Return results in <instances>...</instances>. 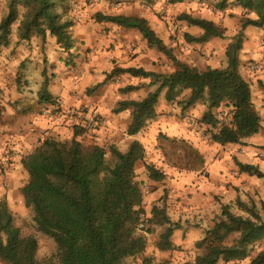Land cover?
<instances>
[{"label": "trees", "instance_id": "1", "mask_svg": "<svg viewBox=\"0 0 264 264\" xmlns=\"http://www.w3.org/2000/svg\"><path fill=\"white\" fill-rule=\"evenodd\" d=\"M61 1L8 0V12L0 21V49L8 45L11 27L22 7L24 12L18 28L20 40L28 41L34 36L44 38L50 34L61 48L71 50L70 29L73 24L60 13ZM183 1L171 0V3ZM227 2L219 0L218 8L224 9ZM234 2L255 13L257 18L246 19L240 32L233 37L226 51L225 68L199 72L179 65L168 76L135 68L113 70L112 75L127 73L134 77H155L156 83L160 84L142 101L119 104L117 112L131 111L128 135L138 134L157 117L155 108L164 90L168 101L189 91L190 97L180 102L184 108L197 102L208 106L203 122L216 128L212 134L216 144H242L245 139L259 133L262 119L252 101V85L240 73V54L245 29L249 26L264 27V0ZM95 18L97 22L139 31L149 48L157 49L177 63L173 51L166 47L148 20L101 13H97ZM180 20L203 31L198 38L186 35L189 42L203 43L211 38L225 37L222 29L212 21L188 14H182ZM46 92L44 90L42 98L49 102L51 97ZM222 107L230 109L228 123L223 122L225 119L217 120L211 112ZM83 133L75 128L69 140L46 139L22 159V166L29 175L22 189L24 201L34 212L37 229L56 242L57 264H125L128 259L136 258L146 250V239L138 228L139 216L145 212L142 207L143 191L135 173L136 164L145 158V149L136 140L131 142L126 152L115 146L85 147L78 139ZM235 162L241 173L264 180V172L258 166L238 160ZM147 171L151 180L162 181L165 178L153 166H147ZM236 205L246 216L236 215L231 206H224L220 220L196 244V248L204 252L196 256L194 264H238L247 259L249 264H264V250L251 257L253 247L264 240V201L259 209L255 203L248 205L240 199ZM147 224V232L153 224L167 226L157 246L161 251L174 248L170 239L176 226L170 222L165 206H154ZM232 234H237V237L227 244ZM37 252L36 238L22 234L7 203L1 202L0 259L7 264H41Z\"/></svg>", "mask_w": 264, "mask_h": 264}, {"label": "crops", "instance_id": "2", "mask_svg": "<svg viewBox=\"0 0 264 264\" xmlns=\"http://www.w3.org/2000/svg\"><path fill=\"white\" fill-rule=\"evenodd\" d=\"M106 27L110 28V33L108 36L102 35V40L99 35L92 36L90 29L87 28L85 38L98 39L99 42L91 46L96 52L92 53L93 58L90 63L83 65V73H77L75 70L62 73L58 79H54V82L48 85L46 93L51 99L58 98L62 106L67 109L84 108L101 115L103 126L98 131H92V134L84 136L82 143L85 142L86 146H115L120 151L126 152L131 142L136 140L145 149L144 160L135 166L136 180L143 191L142 207L148 218H151L154 206H165L170 222L176 226L170 239L174 248L169 251L158 249L160 237L167 226L153 224L148 232H140L147 243L144 253L128 259L126 263L146 264L168 260L188 263L195 260L197 255H201L202 251L196 248V244L203 240L206 233L220 220L223 207L229 205L232 209L234 202L236 204L238 199L241 200L248 191L252 190L251 185L263 180L241 173L235 162L238 160L258 166L264 172L261 162L254 157L257 153L255 145L260 144L257 141L262 136V128L257 135L245 139L242 144L221 146L212 140L216 128L203 122V116L209 111L205 103L197 102L193 106L184 108L180 102L190 97L189 91L181 94V96L187 95L186 99L178 96L175 100L168 101L164 90L155 108L157 117L149 121L138 134L130 136L127 130L132 121L131 111L117 112L119 104L133 100L142 101L149 94L154 93L160 84L156 83L155 77H134L127 73L112 75V72L115 68H135L155 75L168 76L175 72L179 65L199 72L209 68L222 69L227 66L226 51L233 41L221 44L216 38H211L203 43L189 42L186 35L198 38L203 31L188 25L186 32L188 34L184 35L188 54L182 55L176 50V46L171 45L167 39H162L166 47L173 51L176 63L157 49L149 48L139 31L109 23ZM152 29L156 32L155 28ZM194 34L196 37L193 36ZM95 45L100 46L99 52ZM193 47L203 49L202 54L205 56L192 52ZM89 48L90 45L85 43L80 48L72 47L70 51L76 50L77 53H82V58H85V50ZM21 51L23 53L24 49ZM26 52L28 51L24 53ZM30 54L28 52L22 61L28 59L29 64L34 58L29 57ZM247 60L253 59L252 56H247L246 50L243 49L240 54V67L243 68L246 80L250 82L248 79L255 75V72L245 67ZM3 70H0L1 75L4 73ZM260 76L259 79H264V74ZM57 80L58 85H53ZM99 84L102 85L94 92H85L88 88H94ZM130 87L132 89L127 90ZM43 94L44 92H30V94L0 92V106L5 107L3 118L1 117L0 120V129H6V132L1 130L0 134H4L7 138L6 140L0 138V159H4L2 155L6 150L14 149L30 154L36 148L35 140L32 141L31 138L41 136L46 126V121L36 115L41 105L47 103L42 98ZM252 101L258 112L256 93L253 91ZM21 109L29 110L27 115L23 116V123L19 122L20 117H18ZM226 110L228 108L222 107L211 112L217 120H221L220 113ZM15 118L18 119V123L25 126L15 125ZM16 128H22L21 131H24L15 132ZM58 132L67 133L60 127ZM14 160L17 161L18 158L15 157ZM147 166L155 167L165 175V178L162 181L151 180ZM250 183L252 184L249 185Z\"/></svg>", "mask_w": 264, "mask_h": 264}, {"label": "rangeland", "instance_id": "3", "mask_svg": "<svg viewBox=\"0 0 264 264\" xmlns=\"http://www.w3.org/2000/svg\"><path fill=\"white\" fill-rule=\"evenodd\" d=\"M7 1L0 0V21L8 12ZM234 1L228 0L226 7L220 9L217 6L219 0H184L183 2L173 4L171 0H152L151 2H143L142 0H62L60 2L61 6L59 5V11L65 20L73 24L70 29L72 47L78 46L80 48L85 43L90 45V48L85 50V58H82V53L79 54L76 50L71 52L70 50L67 51L61 48L57 44L56 38L50 34H47L44 38L34 36L28 41L20 40L18 38V28L24 12L23 8L20 7L19 17L11 27L9 43L0 49V70L4 69V73L0 74V92H28L29 94L30 92H44L48 85L54 82V79H58L62 73L66 74L74 70L77 73H83V65L90 63L93 58L92 53L96 52L93 49L94 47L91 46L99 42L98 39L90 40L88 39L90 37L85 38V33L88 31L87 28L90 29V34H93L92 36L98 37L99 35L101 40L102 35L106 34L108 36L110 33V28L106 27L108 23L96 21L95 16L97 13L145 18L148 20L150 26L156 29L157 35L161 39H167L171 45L177 47L176 50L178 52L184 55L185 53L188 54V50L184 44V35L188 34L186 32L189 27L187 28L188 25L185 21L180 20V16L188 14L214 22L222 29L225 35L224 38H216V40L221 42V44L231 43L233 37L240 32L242 24L246 19L255 20L257 18L255 13L236 5ZM81 38L85 39L82 40ZM95 46L97 52H99L100 46ZM97 46L99 47L97 48ZM22 49H24V52L28 51L31 53L29 57H34L33 60H30L29 64L28 59L22 61V58L28 54V52L22 53ZM243 49L246 50V55L252 56L253 59L247 60L245 67L250 69L251 65L257 66L253 70L255 75L250 76L248 80H250L251 85L254 87L252 91L256 93V102L259 107L258 113L262 119V136L257 141L260 144L255 145L257 153L254 157L261 162L264 171V79H259L261 77L260 74H264V27L249 26L245 29ZM176 50L174 49L175 52ZM191 51L201 54L203 57L205 56L202 54L203 49L193 47ZM160 61L159 59L158 62ZM78 66H80V69L76 68ZM5 68L9 69L6 70ZM240 73L246 79L242 67H240ZM53 85H58V80ZM94 91L93 87H91L85 92ZM181 97L186 99L188 96L180 95L178 98ZM57 101H59L63 110L71 111L72 114H69L68 117H63L60 112L57 113L51 110L49 108L50 104ZM14 105L17 106L16 104ZM4 110L5 107L0 106V120L1 117L3 118ZM229 110L228 108V110L220 113L222 120L225 119L223 121L225 123L230 121ZM28 112L29 110H20L18 116L20 117L19 122H24L23 116L27 115ZM80 113L82 114L80 115ZM84 113L97 115L101 121L97 131L102 128L103 119L98 113L90 112L84 108L67 109L62 106L58 98L53 97L49 102L43 103L41 109L36 112L37 117L46 121V126L41 136L32 137L31 140H35L34 145L36 147L40 146L46 139L69 140L73 136L74 129L77 128L84 132L78 138L80 141H83L86 134H92V130L82 122L84 118L82 115ZM15 119V125L21 124L18 123L17 118ZM21 125L25 126L24 124ZM58 127L63 128L67 133H59ZM4 128H6V125ZM21 129L16 128L15 132H19ZM1 130L6 132V129H0V133ZM0 138H3V140L7 139L4 134H0ZM83 145L88 147L85 142H83ZM26 155L28 154L14 149L6 150L4 155H2L4 159H0V203L3 201L7 203L8 209L14 217L15 225L21 229L23 235L32 236L38 241V261L41 264H57V244L53 239L47 237L37 229L34 221V212L26 206L22 194V189L29 180V175L22 166V159ZM12 157L14 159L15 157L16 159L18 158L19 161L12 159ZM251 187L252 190L248 191L241 201L248 205L255 203L259 209L260 203L264 201V180H259L251 185ZM234 203L232 212L236 215L246 216ZM236 237L237 234H232L226 243L231 244ZM262 250H264V240L253 247L251 257H255ZM201 251V254H203L204 251ZM174 261L176 264H194V260L188 263ZM0 264L7 263L0 259ZM238 264H249V259Z\"/></svg>", "mask_w": 264, "mask_h": 264}, {"label": "built area", "instance_id": "4", "mask_svg": "<svg viewBox=\"0 0 264 264\" xmlns=\"http://www.w3.org/2000/svg\"><path fill=\"white\" fill-rule=\"evenodd\" d=\"M257 68L256 65H251L250 66V69L253 71ZM51 110H54L56 111L57 113L60 112L61 116L63 117H68L69 114H72L71 111H66V110H63V108L61 107L59 101L57 102H52L50 104V107H49ZM82 113H80L81 115ZM82 116H84V118L82 119V122L84 125H86L88 128H90L92 131H95L97 130V128L99 127L100 125V119L98 118L97 115H94V114H83ZM150 218H148L147 214L144 212V213H141L140 216H139V225H138V228L140 231L142 232H147L148 230V224L147 222L149 221ZM151 264H176V262L174 260H168V261H164V262H158V261H153L151 262Z\"/></svg>", "mask_w": 264, "mask_h": 264}]
</instances>
